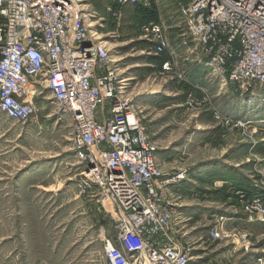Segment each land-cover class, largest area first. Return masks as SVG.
<instances>
[{
  "label": "built area",
  "instance_id": "built-area-1",
  "mask_svg": "<svg viewBox=\"0 0 264 264\" xmlns=\"http://www.w3.org/2000/svg\"><path fill=\"white\" fill-rule=\"evenodd\" d=\"M111 1L107 12L120 27L125 6L158 0ZM82 2L0 0V118L33 120L37 102L48 91L56 113L71 119L74 153L83 168L78 190L96 189L99 201L107 208L110 204L115 240H107L108 264H191L193 248L184 238L180 204L168 191L183 174H166L157 162L158 146L130 94L129 78L108 41L93 28V18L98 23L104 17ZM176 3L183 35L191 38L183 40L186 59L241 93L264 82V0ZM168 31L166 23L153 19L140 28L150 53L167 55L162 75L176 69L174 60L180 56ZM202 103L190 95L188 107ZM215 115L231 121L219 110ZM237 195L248 202L250 216L264 222V194ZM209 233L214 239L229 237L222 225Z\"/></svg>",
  "mask_w": 264,
  "mask_h": 264
},
{
  "label": "rangeland",
  "instance_id": "rangeland-1",
  "mask_svg": "<svg viewBox=\"0 0 264 264\" xmlns=\"http://www.w3.org/2000/svg\"><path fill=\"white\" fill-rule=\"evenodd\" d=\"M82 1L86 9L104 17L98 23L93 18V28L108 41L124 76L130 78L133 99L139 92L149 96L150 115L143 123L158 146L157 162L163 172L194 175L197 193L184 201L208 209L219 206L210 181L197 179L199 170L207 176L208 171H219V160L234 166L237 178L264 186V83L241 93L233 84L222 85L221 79L209 77L205 66L196 82L192 65L196 62L186 59L183 45L184 38H191L183 35L186 29L176 0L129 4L122 10L120 27L107 12L111 0ZM152 11L153 20L168 25L172 49L180 54L169 74L159 73L155 55L140 37L143 12ZM114 32L120 36L114 37ZM190 95L203 102L197 109L188 107ZM49 96L46 91L37 102V114L29 122L0 118V264H108L107 240H115L113 215L99 201L96 189L78 190L83 168L74 153L71 119L56 113ZM218 110L231 121L217 117ZM233 148L237 149L231 152ZM169 149L175 153L165 165L162 153ZM235 199H221L220 206L246 217H217L207 211L205 217L194 219L191 233L184 236L192 244L191 264H262L264 223L246 211V200L239 197L237 206L230 204ZM220 225L229 237L214 239L209 232Z\"/></svg>",
  "mask_w": 264,
  "mask_h": 264
},
{
  "label": "crops",
  "instance_id": "crops-1",
  "mask_svg": "<svg viewBox=\"0 0 264 264\" xmlns=\"http://www.w3.org/2000/svg\"><path fill=\"white\" fill-rule=\"evenodd\" d=\"M141 52L142 53L144 52V48H142ZM165 57H167V55H165ZM154 60H157L158 62L156 63H158L159 67H161L163 58L159 59V58H155L154 56ZM192 65H193V76L196 79V82L199 83V76L201 75V72H200L201 68L205 69V67L198 63L192 64ZM193 83L194 82H192V84ZM201 83L203 84L204 81H202ZM193 86L200 87V84H193ZM143 93L144 92H139V94L138 93L136 94L135 96L136 99L134 100V103L140 108V112H141L140 115L143 118V122H145L148 115H150V112L146 113V111L149 109V105L147 103L149 96L148 95L146 96ZM236 149L237 148H233L231 152ZM158 151H157V158L159 157ZM174 153H175L174 149L165 150L164 153H162L163 156L161 155L165 161L163 163L165 164L169 162L170 158L172 157V155H174ZM159 161L161 162V160ZM219 161H220L219 164L222 165L220 166L221 169L219 171L213 170V172L211 173L210 171H208V176L206 175V172L201 173L200 172L201 170L197 171V179H199L200 182L202 183H205L206 181H210L211 188H212L211 192L215 193L216 196L218 197L217 199H219V202H218L219 206H217L215 209H208L206 206L201 205V203H192V202L184 201L185 197H187L190 194L193 195V193L196 192V190L192 187V181H193L192 177L194 176L193 174L189 173V175H187V174L182 173L183 175H186V179L181 180L177 184H172L168 186V191L170 192L171 196L180 204L181 219H182L181 227L183 228V232L187 236L192 231L191 224L194 221V219L197 217V215L202 214L205 217L207 214L206 213L207 211L211 212L210 214L211 216H217V217L218 216L225 217L226 214H228L229 217L230 218L232 217L233 219H236L238 217H246V215H242L243 214L242 212L240 213V212H237L236 210L229 211L228 209L231 207L228 205V203H225V204L228 205L229 207L223 209L222 206L223 207L225 206L224 205L220 206L221 199H226L228 196H234L236 199L235 201L232 200L230 204L232 203L235 206H237L238 202L236 200H239L238 195H237L238 191H245L249 195H253L257 193L264 194V186H261L255 183L253 184L252 182H244L242 179L237 178L236 174L232 173L234 166H232L228 162H224L221 160ZM219 164H215L213 165V167H219L218 166ZM168 173H171V171L170 172L167 171V174ZM201 187L202 188H200V190L205 189L203 188L204 186H201ZM260 222L264 223L262 221Z\"/></svg>",
  "mask_w": 264,
  "mask_h": 264
},
{
  "label": "trees",
  "instance_id": "trees-1",
  "mask_svg": "<svg viewBox=\"0 0 264 264\" xmlns=\"http://www.w3.org/2000/svg\"><path fill=\"white\" fill-rule=\"evenodd\" d=\"M145 11V10H144ZM154 11H152V12H148V13H146V12H143L144 14H143V19H144V21H148V20H152V19H155V17L153 16V13ZM155 58H159V59H162V58H164L165 59V56H155ZM250 197V195H248V198ZM239 198V197H238Z\"/></svg>",
  "mask_w": 264,
  "mask_h": 264
},
{
  "label": "bare ground",
  "instance_id": "bare-ground-1",
  "mask_svg": "<svg viewBox=\"0 0 264 264\" xmlns=\"http://www.w3.org/2000/svg\"><path fill=\"white\" fill-rule=\"evenodd\" d=\"M264 83V82H263ZM76 159H77V157H76ZM180 179H182V180H184V179H186V176L185 175H182L181 177H180ZM107 204V206L110 208V204L107 202L106 203ZM261 261H263V259H261Z\"/></svg>",
  "mask_w": 264,
  "mask_h": 264
}]
</instances>
